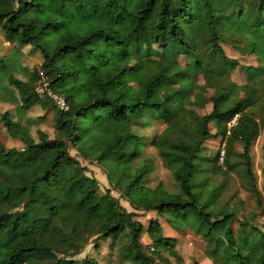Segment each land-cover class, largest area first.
Wrapping results in <instances>:
<instances>
[{
  "label": "trees",
  "instance_id": "1",
  "mask_svg": "<svg viewBox=\"0 0 264 264\" xmlns=\"http://www.w3.org/2000/svg\"><path fill=\"white\" fill-rule=\"evenodd\" d=\"M0 31L6 43L30 47L43 60L30 80L6 79L18 94L16 118L4 111L0 122L20 147L0 143V264H18L28 254L97 264L72 259L87 244L108 240L110 251L123 242L119 253L126 264H169L164 253L184 264L177 240L164 236L156 220L144 229L134 220L137 212H155L172 228L181 220L212 245L206 250L211 264H264V225L254 224V213L239 218L223 202L227 182L215 183L217 176L243 173L256 208H264L250 158L264 130V0H0ZM140 44L166 49L172 64L154 68L138 91L132 82L143 73L130 60ZM222 45L253 56L256 66H240ZM143 53L144 59L148 51ZM180 57L225 79L240 68L246 77L241 98L227 103L212 96L207 114L177 119L175 95L166 89L161 101L153 97L177 78L171 65ZM7 62L0 56V73ZM39 73L64 98L67 111L35 95ZM38 106L53 112L55 137L38 130L34 138V122L21 121ZM154 120L166 128L146 143L135 128ZM212 139L220 140V148L204 157V142ZM148 146L171 173L176 192L145 184L154 169ZM70 147L104 169L112 190L134 212L108 190L99 192ZM221 153L225 171L218 165ZM144 232L149 247L141 243Z\"/></svg>",
  "mask_w": 264,
  "mask_h": 264
},
{
  "label": "rangeland",
  "instance_id": "2",
  "mask_svg": "<svg viewBox=\"0 0 264 264\" xmlns=\"http://www.w3.org/2000/svg\"><path fill=\"white\" fill-rule=\"evenodd\" d=\"M140 53L135 55L130 63L139 67L143 76L132 82L134 88L141 90V81L150 77L154 68L160 64H172L170 54L166 49L156 45L140 44ZM224 53L227 57L236 59L240 66H256L257 62L253 56L241 55L229 45H222ZM148 51L147 57L143 59L145 51ZM0 56L8 58V66L5 74L0 73V114L4 111H10L15 117L16 102L18 100L17 92L8 86L6 79L13 75L15 78L22 81H28L31 78L32 72L40 71L42 57L39 52L30 47H17L5 42L2 32L0 31ZM173 72L178 75L171 81L169 88H161L156 90L153 97L155 101H161L163 92L167 89L170 94L175 95L177 103L171 104V109H174L177 119L186 117L191 118L193 115H205L211 109L210 97L222 95L226 102H231L241 98L243 94V86L246 83L244 72L237 68L232 72L229 79L218 77L205 70H196L191 60L180 57L177 65H171ZM3 74V75H2ZM37 81V79H36ZM34 80L33 84L35 85ZM43 115L41 118L37 114ZM28 117V118H26ZM30 117V118H29ZM23 120L33 121L31 127L32 134L36 138V132L42 130L50 137H55L54 117L51 110L45 113L38 106L31 109L30 112L24 115ZM166 125L160 120H154L148 128H135V131L142 137L143 141H149L156 135L160 134ZM211 132H214L210 127ZM7 135L2 123L0 122V143L7 149L20 147L17 140L11 141ZM220 148V140L212 139L204 142V157H211ZM235 150L240 152V147L236 146ZM69 154L75 157L81 166L88 170L87 175L94 177L99 186V192L104 193L108 190L112 197L118 200L120 205L128 212H134L129 204L120 198V194L112 190L109 184L104 169L95 164L89 163L81 159L76 150L69 148ZM222 154V153H221ZM251 165L254 172L255 184L262 196L264 206V130L254 141L251 152ZM146 157L154 160V169L146 178L145 184L151 188L162 183L169 192H176L177 185L175 184L171 173L166 169L165 164L159 158L156 150L150 146L146 148ZM219 159L218 165L223 168V158ZM222 181L227 182V191L224 194L223 202L226 203L229 209L237 212L239 218L253 217L254 224L258 226L264 225V208L258 209L255 206L254 200L247 190L248 180L241 172L229 173L227 176L220 175L215 179V183ZM134 220L140 222L144 229H147L152 220L159 222L162 228V234L166 237H173L177 240L176 250L183 259L184 264H211V261L206 255V250L212 248V245L206 243L200 236H197L188 225H184L181 220L175 222V227L172 228L165 217H158L155 212L141 213L137 212ZM236 226V223L234 224ZM181 229V230H180ZM111 242L101 241L98 247L94 243H89L83 251L75 256L72 260L82 261L83 259H93L97 264H126L122 260L119 253V248L122 241L114 250L110 251L108 246ZM141 243L144 246L150 244L147 234L144 232L141 235ZM148 251H152L151 248ZM169 264H174V259L164 253ZM51 254H28L19 259L18 264H66L65 260ZM159 264V263H158ZM161 264V263H160Z\"/></svg>",
  "mask_w": 264,
  "mask_h": 264
},
{
  "label": "built area",
  "instance_id": "3",
  "mask_svg": "<svg viewBox=\"0 0 264 264\" xmlns=\"http://www.w3.org/2000/svg\"><path fill=\"white\" fill-rule=\"evenodd\" d=\"M34 93L40 99H48L59 111L65 112L68 110V106L64 98L49 87L48 78L43 74L39 73V78L34 86ZM221 159L223 158V153L221 154Z\"/></svg>",
  "mask_w": 264,
  "mask_h": 264
},
{
  "label": "crops",
  "instance_id": "4",
  "mask_svg": "<svg viewBox=\"0 0 264 264\" xmlns=\"http://www.w3.org/2000/svg\"><path fill=\"white\" fill-rule=\"evenodd\" d=\"M27 114V113H26ZM26 118H28V117H26ZM30 118V117H29ZM11 141H14L13 139H10ZM15 148H19V147H15Z\"/></svg>",
  "mask_w": 264,
  "mask_h": 264
}]
</instances>
